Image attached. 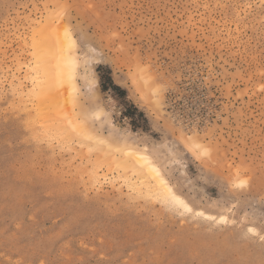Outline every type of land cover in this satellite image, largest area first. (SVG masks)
I'll list each match as a JSON object with an SVG mask.
<instances>
[{"label":"rangeland","instance_id":"1","mask_svg":"<svg viewBox=\"0 0 264 264\" xmlns=\"http://www.w3.org/2000/svg\"><path fill=\"white\" fill-rule=\"evenodd\" d=\"M55 27L94 52L69 146L33 94V41ZM100 109L192 210L225 220L128 188L119 152L86 146L108 134ZM0 264H264V0H0Z\"/></svg>","mask_w":264,"mask_h":264},{"label":"bare ground","instance_id":"2","mask_svg":"<svg viewBox=\"0 0 264 264\" xmlns=\"http://www.w3.org/2000/svg\"><path fill=\"white\" fill-rule=\"evenodd\" d=\"M47 14L48 16L46 17L48 18L46 19H49L51 21V19L54 18V16L51 15V13L50 14L47 13ZM53 20L54 19H52V21ZM50 21H48V23ZM50 23L52 25L53 22H50ZM57 28L58 27L51 28L48 33L49 36L47 37H44L42 34H39L37 38H34V41H33L34 49L33 50L36 53L35 55H39L40 53L41 57H38L40 58V60L38 59L39 64L36 62V65L38 66L35 67V69H33L34 70L33 79L35 83L33 89L38 90V91L36 90L37 92L36 93L34 92L33 94H36L34 96H37V100L39 102L47 104L46 114L48 118L45 119V121L47 122L46 124L47 126L45 128L46 136L48 134V136L55 137L62 143L68 145L72 141L74 137L73 134H75V132L81 133L82 130L87 129V123L89 122V119H90L88 112L86 113L88 115L83 114V113L79 114L80 110L78 107H76L78 101L75 96L77 92L75 76L77 75L76 68L78 67L79 63H81L82 64L81 74H80L81 81L83 82L86 90H90L92 88V86L95 83V80L90 77V75L92 74L90 65L92 64L94 60V55H93L94 52L92 53L91 51L86 54H79L75 52L74 51L75 40L70 34V32H68V30H65V31L62 30L64 31L62 32L61 30ZM139 72L141 73V71ZM137 76L139 77V79H142V81L144 80V78H142L143 76H139V75ZM145 82L147 81H144V87H145L144 90L147 89L146 87H149V85L147 86V84L150 81H148V83L146 84ZM63 86H66L68 87V89H70L69 91L71 92H68V93H71L69 97L65 96L64 92L63 91L61 92V90H59V87H63ZM137 86L139 85L137 84ZM151 89H152V86H151ZM154 90H157V89H154ZM142 93H146V92L144 91ZM152 95L154 94L152 93ZM155 100H158V99H155ZM160 100L162 99H159L158 101ZM158 101L156 103H158ZM68 104L71 110L68 111L67 113L68 116H66L65 118H62L60 115L61 114L60 108H62V106L66 107ZM101 110L102 109L92 114L90 113V114L93 116V118L96 121L102 122L103 124L107 123L108 134L106 136L105 135L97 136V134L95 135V133L91 131L87 132L86 133L87 136L85 138L87 139L86 146L89 149H100V150L112 146L114 149H107L109 150V152H113V151H116V153L119 152L118 154H121L120 156H122L121 158L119 157V159L117 157L118 154L117 156H114V154L112 155V153H110V155L112 157L117 158L114 161L118 162L117 164H119V166L117 167L121 168V172L123 173L122 180H124L128 188L133 190V192L135 190L137 194L140 190H144L143 191L144 197L145 195L150 196V197H155V198L158 197L160 201H165L171 204L172 206L174 205L175 208L176 207L180 208L181 211L184 213L192 214V216L203 218L206 221H210V222L212 221V222L217 223V222H223L225 220L223 216H214L212 214L204 213L199 210H192V208L185 201V199L177 195L174 192L173 188L167 183L166 179L164 178L161 172V169L153 161V157L146 151L144 146L143 147L133 146L130 142L126 141L123 137H121L123 135L121 136L119 135L121 138H116L111 135V133L113 132V131L111 132L112 124L110 125L108 122H106L108 121L106 120V112L101 111ZM196 134L195 133L192 134V137H190L191 135H189L188 138L184 139L185 140L184 144L188 149L194 150V151L198 150L200 153L201 150H199L200 149L199 145L202 143L199 142L198 139H196V136H197ZM197 141L199 142V144L197 143ZM112 157L109 156V158H112ZM120 159H122V161ZM106 160L108 161L110 159L107 158ZM110 164H113V163L110 162ZM92 172L94 171L92 170ZM91 174H89L90 177H91ZM132 174L136 175V178H135L137 179L136 181L131 180L130 175ZM90 177H89V180H90ZM92 177L94 178V181L99 179L96 172L92 174ZM94 181H90V182L94 183ZM139 193H140L139 195H141V191Z\"/></svg>","mask_w":264,"mask_h":264}]
</instances>
